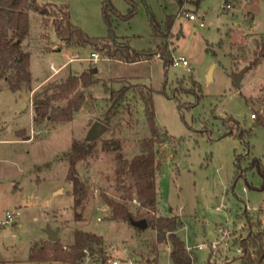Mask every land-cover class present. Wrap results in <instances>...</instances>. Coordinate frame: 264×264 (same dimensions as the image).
<instances>
[{
    "label": "rangeland",
    "instance_id": "rangeland-1",
    "mask_svg": "<svg viewBox=\"0 0 264 264\" xmlns=\"http://www.w3.org/2000/svg\"><path fill=\"white\" fill-rule=\"evenodd\" d=\"M35 1L66 7L71 25L90 38L110 34L103 19L105 2L120 16H126L130 8L124 0ZM130 1L135 14L128 21L108 12L116 43L145 52H159L166 45L171 64L183 57L186 68L170 65L163 69L158 58L124 64L101 60L97 51L88 48H66L57 40L50 41L49 36L55 37L53 9L46 10L50 17L29 13L22 50L29 55L31 91L12 93L0 80V264H38L28 260L30 248L47 241V229L57 231L56 239L64 250L76 230L100 237L104 264H171L168 246L156 243L152 229L147 226L138 231L112 222L102 201V196L120 200L131 186L125 176L117 182L116 156L131 160L140 153L139 143L151 135L137 90L128 93L123 106L117 105L114 116L107 114L105 87L120 85L142 84L154 91L160 161L154 178L156 216H175L181 221L177 236L186 247L194 248L190 252L194 264H238L234 258L238 241L247 235L245 215L253 232L264 231V182L255 170H245L254 158L264 168V127L255 121L264 118V57L257 55L264 44V0H202L199 6L196 0ZM148 11L161 27L167 16L173 21L169 36L155 39L156 47L152 46ZM184 14L201 19L190 23ZM91 53L99 57L95 64L88 61ZM256 60L237 89L232 75ZM211 64L215 65L212 78L206 81ZM89 68L97 72L98 82L84 91L86 103L70 123H32L33 96L73 71ZM119 80L126 81L118 85ZM32 87H37L33 94ZM106 121L105 134L91 143V156L76 165L86 199L75 209V218L71 187L65 182V154L72 142L84 140L94 122ZM25 138L31 140L19 142ZM116 141L119 151L104 149V144ZM237 170L243 171L240 178H236ZM128 208L132 214L137 211L133 202ZM15 212L19 214L14 216ZM7 215H12L9 223H5ZM214 244L217 248L210 251ZM199 245L206 248L195 249ZM83 264L100 261L86 259Z\"/></svg>",
    "mask_w": 264,
    "mask_h": 264
},
{
    "label": "trees",
    "instance_id": "trees-1",
    "mask_svg": "<svg viewBox=\"0 0 264 264\" xmlns=\"http://www.w3.org/2000/svg\"><path fill=\"white\" fill-rule=\"evenodd\" d=\"M124 1L130 6L126 16H120L108 2L104 3L103 19L110 34L106 38H90L71 25L66 7H56L50 4L42 6L35 0H0V80L7 84L8 90L12 93H17L21 90L31 91L29 55L22 50V42L28 36L29 31V13H34L41 17L51 16V27L55 38L66 48H88L91 51H97L101 56V60L112 62L135 64L150 62L152 59L158 58L163 62V69L170 66L171 54L166 52V45L159 52H145L136 51L127 44L116 43L117 37L110 29L111 24L108 12L117 18L128 21L135 14V7L130 0ZM201 1L196 0V6H199ZM47 8L53 9L50 16L46 12ZM147 15L153 37L166 39L173 25L170 16L166 17L163 27H161L152 13L148 11ZM257 55L260 58L264 57V44L259 47ZM257 63L258 60L254 61L248 69ZM93 71L92 68L81 69L80 72L73 71L63 81L49 84L41 92L33 96L32 123L35 125L70 123L74 114L78 113L86 103L84 91L98 82L94 77ZM125 81L119 80L115 83L120 85L121 82ZM136 90L137 98L143 105L144 115L151 135L150 138L139 143L140 153L131 160H124L119 154L116 156V180L120 184L125 176L131 182V186L120 200L116 201L102 196V201L110 211V220L112 222L124 223L130 226L129 222L131 220L139 221L145 219L148 228L155 233L156 243L168 246L171 264H194V254L185 250L184 242L177 236L181 221L175 216H156L157 201L154 178L160 161H158L156 154V145L159 141L152 106L154 91L151 87H146L142 84L137 86L120 85L117 89H107L105 87V93L107 94L106 103L108 104L107 114L110 115L109 117L114 116L117 111V105L122 104L123 106L127 100L128 93ZM124 108L127 113L130 112L127 106ZM255 121L257 122L256 124L264 127V118L259 117ZM101 124L107 129V121ZM229 133H231V130ZM237 135L241 138L243 131H237ZM103 147L106 151L109 148L111 151L120 150V144L117 141L104 144ZM92 149L93 144L87 146L84 140L82 142H72L70 150L65 154L68 165L65 182L71 187L72 207L75 218L78 217L75 209L80 208L86 199L85 186L77 177L76 165L78 162L89 158ZM237 160L238 158L235 160L236 163ZM245 170H255L264 182V168L259 160L252 159ZM242 172V170H237L236 178H240ZM262 186H264V183ZM247 187L256 190L249 185ZM262 189L260 188V190ZM132 202L137 205L135 214H132L128 208V203ZM245 218L247 235L245 240L241 238L238 241V246L242 248L243 256L235 257L234 261L238 262V264H263L264 231L253 232L249 217L245 215ZM86 259L99 260L100 264H104L106 255L103 250V242L98 236L77 230L73 232L72 243L65 250L57 240L53 243L45 241L39 246L33 245L30 248L28 258L31 263L38 264H83Z\"/></svg>",
    "mask_w": 264,
    "mask_h": 264
},
{
    "label": "water",
    "instance_id": "water-1",
    "mask_svg": "<svg viewBox=\"0 0 264 264\" xmlns=\"http://www.w3.org/2000/svg\"><path fill=\"white\" fill-rule=\"evenodd\" d=\"M51 42H55L56 38L54 36H51ZM59 52V50H58ZM215 65L212 64L207 72L206 75V81H208V79H210L211 73L214 69ZM248 68H244L241 71H239L236 74L232 75V82L234 84V86L238 89L240 82L242 80V77L244 76V74L248 71ZM94 74H96V71H93ZM106 132V127L104 125H102L99 122H94L90 128L88 129L86 136L84 138V141L87 143V146H89L92 142H94L97 138H99L100 136L104 135ZM130 226L132 228H135L139 231H144L147 228V224L146 221L144 219L139 220V221H130ZM46 235H47V241L48 242H55L56 236H57V231H52V230H46L45 231Z\"/></svg>",
    "mask_w": 264,
    "mask_h": 264
},
{
    "label": "built area",
    "instance_id": "built-area-1",
    "mask_svg": "<svg viewBox=\"0 0 264 264\" xmlns=\"http://www.w3.org/2000/svg\"><path fill=\"white\" fill-rule=\"evenodd\" d=\"M225 9H229V6H226ZM188 22L190 23H194L198 20L201 19V17L199 15H194V14H184L182 15ZM203 25L201 23H199V27H202ZM99 60V57L97 54H91L90 55V59L89 61L93 64H95L97 61ZM173 67H183V68H186L187 67V62L186 60L183 58V57H178L176 59H173L172 60V64H171ZM50 69H52V67L50 66ZM187 70V69H186ZM250 119H254V116L251 115L250 116ZM19 213L18 212H15L14 216H17ZM11 218H12V215H7L6 216V222L5 223H9V221H11ZM218 245L214 244V245H211L210 246V251L214 250L217 248ZM206 247L204 245H199L197 247H195V249H198V250H203L205 249ZM194 248H190V247H185V250L187 252H191ZM236 254L238 255V257H241L243 256V251H242V248L238 246V248L236 249Z\"/></svg>",
    "mask_w": 264,
    "mask_h": 264
},
{
    "label": "crops",
    "instance_id": "crops-1",
    "mask_svg": "<svg viewBox=\"0 0 264 264\" xmlns=\"http://www.w3.org/2000/svg\"><path fill=\"white\" fill-rule=\"evenodd\" d=\"M50 38H51V36H49ZM156 38H154V41H153V45L152 46H154V47H156V40H155ZM51 41V40H50ZM61 50H59V52H60ZM55 52H57V53H59L58 52V50L57 51H55ZM89 61V60H88ZM90 62V61H89ZM91 63V62H90ZM92 64V63H91ZM212 65V64H211ZM210 65V66H211ZM210 66H209V68H210ZM209 70V69H208ZM214 70V69H213ZM29 72H30V70H29ZM213 72V71H212ZM97 73V72H96ZM31 75V74H30ZM210 78H212V73H211V76H210ZM46 81V79L44 80V81H42V83H44ZM30 88H31V86H30ZM37 90V87H32V94L35 92ZM251 116V115H250ZM31 118H32V113H31ZM253 120V119H252ZM19 137V136H18ZM19 139H20V137H19ZM31 139L30 138H25V139H21L19 142H28V141H30ZM0 142H3V141H0ZM57 191V190H56ZM56 191L54 192V193H56ZM186 247V246H185Z\"/></svg>",
    "mask_w": 264,
    "mask_h": 264
}]
</instances>
